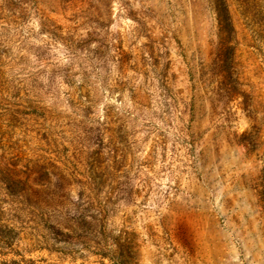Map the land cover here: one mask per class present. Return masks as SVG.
Wrapping results in <instances>:
<instances>
[{
	"label": "rangeland",
	"instance_id": "374dc122",
	"mask_svg": "<svg viewBox=\"0 0 264 264\" xmlns=\"http://www.w3.org/2000/svg\"><path fill=\"white\" fill-rule=\"evenodd\" d=\"M0 264H264V0H0Z\"/></svg>",
	"mask_w": 264,
	"mask_h": 264
}]
</instances>
